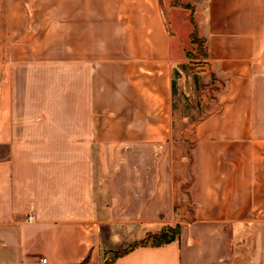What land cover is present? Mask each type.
Masks as SVG:
<instances>
[{
	"label": "crops",
	"instance_id": "1",
	"mask_svg": "<svg viewBox=\"0 0 264 264\" xmlns=\"http://www.w3.org/2000/svg\"><path fill=\"white\" fill-rule=\"evenodd\" d=\"M184 1L0 0V264H264V0Z\"/></svg>",
	"mask_w": 264,
	"mask_h": 264
},
{
	"label": "rangeland",
	"instance_id": "2",
	"mask_svg": "<svg viewBox=\"0 0 264 264\" xmlns=\"http://www.w3.org/2000/svg\"><path fill=\"white\" fill-rule=\"evenodd\" d=\"M166 4L176 6V8H168L170 24L176 35V42H181V44L188 46L190 49L188 50V54H190L189 57L193 56L194 58L195 56L194 59L199 60L198 63H202L204 59L203 46H198L190 40V34L194 28L190 22V20L194 18L192 5L186 3L184 0H166ZM184 16H187L188 18H185ZM221 88L220 85L215 84L213 89L206 91L204 97H202V103H200V115H204L206 112L212 110L216 94ZM170 234H173V232Z\"/></svg>",
	"mask_w": 264,
	"mask_h": 264
},
{
	"label": "trees",
	"instance_id": "3",
	"mask_svg": "<svg viewBox=\"0 0 264 264\" xmlns=\"http://www.w3.org/2000/svg\"><path fill=\"white\" fill-rule=\"evenodd\" d=\"M192 21L195 24L194 18H192ZM191 41L192 43L197 44L198 46H201V45L203 46V49H204L203 55H204V58H206L207 51H206L205 40L199 36L197 29H195L194 32L192 33ZM190 57L193 58V56H190ZM171 232H173V234H170ZM179 232H180L179 225H176L175 227H172V226L166 227L158 233L148 234L144 239L133 243L125 250H122L119 252H107L105 255V264H113L117 258L127 254L128 252H130L131 250L139 246H146V245L162 246L166 243L176 240L179 235Z\"/></svg>",
	"mask_w": 264,
	"mask_h": 264
},
{
	"label": "built area",
	"instance_id": "4",
	"mask_svg": "<svg viewBox=\"0 0 264 264\" xmlns=\"http://www.w3.org/2000/svg\"><path fill=\"white\" fill-rule=\"evenodd\" d=\"M42 261L46 262V259H42Z\"/></svg>",
	"mask_w": 264,
	"mask_h": 264
}]
</instances>
